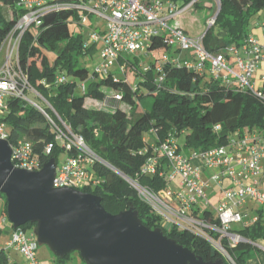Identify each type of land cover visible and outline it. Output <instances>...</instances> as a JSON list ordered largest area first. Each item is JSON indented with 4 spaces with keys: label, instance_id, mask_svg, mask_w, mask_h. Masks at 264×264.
I'll use <instances>...</instances> for the list:
<instances>
[{
    "label": "trees",
    "instance_id": "obj_1",
    "mask_svg": "<svg viewBox=\"0 0 264 264\" xmlns=\"http://www.w3.org/2000/svg\"><path fill=\"white\" fill-rule=\"evenodd\" d=\"M163 1H171L183 7L193 0ZM16 2L0 0V47L23 13L17 8ZM213 2L205 22L217 13L218 7L220 10L214 25L203 32V46L209 53L242 46L245 39L252 35L253 22L260 21L261 17L264 27V0H218L219 6ZM193 6L199 9L204 6V2L196 0ZM77 17L76 11L64 8L47 13L37 30L30 28L23 35L18 49V62L35 93L103 161H93L89 166L92 179L79 190L98 196L102 207L110 214L134 211L144 227L161 231L168 239L188 249L203 262L221 261V264H229L191 231L176 227L163 228L160 218L151 207L115 171L158 193L166 188L167 181L158 175L150 177L140 174L141 167L150 156L149 153H142L150 146L144 134L154 142L163 140L168 134H175L177 140L183 137V144L179 143V146L185 155L203 152L226 144L234 134L264 130V104L250 93L238 92L214 80L208 73L200 75L194 70L171 63L162 65L163 81L159 88L154 83L153 69L145 71L137 68L130 60L133 81H126L114 73L98 79L83 65V58L91 47L86 45L87 38L81 29L71 27ZM149 50L155 52L157 57L172 53L164 36L153 37ZM51 54L53 58L50 60ZM173 54L181 59L188 56V53L180 51ZM149 64L152 67L154 62L150 61ZM60 75L65 77V82H57ZM81 83L85 84L84 93L79 89ZM106 91L120 96V100L107 99ZM24 94L48 113L62 129L58 119L37 95L30 91ZM29 96H33L34 100ZM147 97L153 99L151 109L141 111V102ZM87 99L99 102L109 100V105H112L110 110L89 108L85 104ZM0 121L8 130L9 144L13 146L19 141L30 142L33 154L43 164L50 159L60 164L58 160L61 154L64 158L83 155L77 147L70 150L63 147L56 140V133L45 116L24 99L8 97ZM217 125L220 126L219 131L214 129ZM48 144L53 145L50 154L45 152ZM255 213L259 215L256 223L232 229L245 240L228 249L235 264H247L256 250L254 244L264 243L263 208L257 209ZM3 214L6 215V210ZM208 214L212 220L214 216ZM28 227L35 225L27 223L20 229L24 231ZM71 254L56 258L63 262ZM0 264H15L10 252L4 248H0Z\"/></svg>",
    "mask_w": 264,
    "mask_h": 264
},
{
    "label": "built area",
    "instance_id": "obj_2",
    "mask_svg": "<svg viewBox=\"0 0 264 264\" xmlns=\"http://www.w3.org/2000/svg\"><path fill=\"white\" fill-rule=\"evenodd\" d=\"M214 1L219 6L218 0ZM194 2L196 0L181 7L163 0H17L16 6L23 13L0 47V52H5V60L0 68V118L6 110L8 97L24 99L45 116L56 133V140L63 147L67 150L77 147L83 152V155L67 156L58 164L52 182L53 188L79 190L92 179L89 166L93 161H103L96 157L85 145L83 138L74 135L62 123L53 108L35 93L28 83L27 74L19 66L18 49L23 35L30 28L37 30L42 18L50 11L62 8L76 11L78 17L74 25L81 29L82 33L86 32V45L102 42L101 63L93 72L98 79L112 73L109 66L117 61L120 64L119 75L127 81L126 71L132 66L124 55L134 56L139 52L154 62L153 68L150 64L141 67L145 71L154 70V83L157 88L163 81L162 65L171 63L194 70L200 75L208 73L214 80L233 87L238 92L250 93L264 104V91L257 88L254 81V74L264 63V37L261 40L250 35L240 47H229L219 53H209L203 46L204 34L192 37L182 28L169 24V21L180 18ZM90 16L97 19L92 25L88 24ZM215 18L216 15L206 21L207 28L214 25ZM101 22L106 24L103 35L96 31ZM155 36L166 38L171 55L167 53L157 57L155 52L149 50L151 39ZM175 51L188 53V56L181 59L173 54ZM56 80L58 83L66 81L62 75ZM261 80L264 81V76ZM79 89L84 93L85 84L81 83ZM25 91L34 93L48 106L62 125V129L53 122L48 113L26 97ZM111 99L118 101L120 96L114 95ZM214 129L219 131L220 126L217 125ZM8 136L5 124L0 121V140L8 142ZM153 136L157 139L156 135ZM145 139L150 142V146L142 153H149L150 156L141 167L140 174L164 178L167 181L166 188L155 193L139 184L137 180L115 172L151 207L160 218L163 228L189 230L208 243L229 264H235L228 254V249L245 240L232 231L233 227H245L258 221L259 215L251 213L249 204L264 208V190L260 188V177L264 175V130L234 134L222 146L198 153L190 152L189 155L182 152L175 134H168L163 140H157L158 142L149 137ZM9 146L10 161L14 168L29 172L42 169L44 164L33 154L30 142L19 141ZM52 149L53 145L48 144L45 147L46 154H50ZM176 179L179 181L178 188L173 189L170 184ZM212 185L219 191L218 204L215 207L210 198L216 195L212 191ZM210 189L211 193L207 196L206 190ZM1 203L0 197V209ZM208 213L214 216L212 220L208 218ZM1 225L12 229L11 238L5 243L4 250L15 251L24 258L25 264H41L35 255L37 240L34 233L27 237L20 228L14 229L6 215L1 217Z\"/></svg>",
    "mask_w": 264,
    "mask_h": 264
},
{
    "label": "water",
    "instance_id": "obj_3",
    "mask_svg": "<svg viewBox=\"0 0 264 264\" xmlns=\"http://www.w3.org/2000/svg\"><path fill=\"white\" fill-rule=\"evenodd\" d=\"M10 157L9 143L0 140V194L7 219L14 229L34 224L36 238L57 257L77 252L86 264H221L203 262L161 231L147 229L132 210L110 214L96 195L53 188V159L29 172L14 168Z\"/></svg>",
    "mask_w": 264,
    "mask_h": 264
},
{
    "label": "rangeland",
    "instance_id": "obj_4",
    "mask_svg": "<svg viewBox=\"0 0 264 264\" xmlns=\"http://www.w3.org/2000/svg\"><path fill=\"white\" fill-rule=\"evenodd\" d=\"M201 2H204V6L201 8H196L195 6H191L186 12H184L182 14V16H180V18L176 19V20H171L169 21L170 25H175L177 23H181L182 25H184L187 30H188V34L190 36H199L200 34H203V32L206 30L207 28V24L205 23V19L206 17H208L211 13V10L209 9V5H211V3L214 5L213 0H200ZM209 4V5H207ZM260 15H262V12L260 13ZM261 17V21H262ZM97 21V19L95 18V16H90L88 19V24L92 25ZM257 21L259 24L261 21L259 20H255ZM71 27L74 29L75 25L72 24ZM106 30V24L105 22H101L99 24L98 29H96L97 32H100L101 35H103L104 31ZM85 37L87 38L88 41V36L86 34L85 31H83ZM93 44H89L88 46L91 47V49L88 51L87 55L84 56L83 58V65L89 69L90 73H93L95 68L98 67L101 63V58H100V51L102 48V42H98L96 44H94V46H92ZM4 52L0 54V68L4 63L5 57H4ZM184 56V55H183ZM125 58H127L128 60H130L133 64H135L137 66V68L142 69L141 65L145 66L148 65L150 60L148 58H146L144 55L140 54L139 52H137L134 56H127L124 55ZM182 57V56H181ZM50 60L53 58V55H49ZM119 68H120V64L116 61L114 62L112 65L109 66V69L112 73L116 74L117 76L119 75ZM131 67L127 68V79L130 81H133V70H131ZM262 71V72H261ZM264 75V65L260 68L257 69V72L254 74V80H256L257 82V88L262 89L263 88V83L260 80V76ZM122 76V75H119ZM209 77V76H208ZM106 98L107 99H111L114 94L112 92H105ZM31 99L34 100L33 96H29ZM153 99L151 97H147L144 98L141 102L140 105V110L141 111H149L151 109V105H152ZM89 103V104H88ZM109 100H105L102 102L93 100V99H88L86 105L89 108H96V109H102V110H110L109 107L112 105H109ZM145 138H148V136H146L144 134ZM178 143L183 144V137L178 138ZM64 158V155L61 154L59 156V160L58 163ZM262 179V182L260 183V188L262 190H264V175H261L260 180ZM178 179L174 180L171 182L170 187L173 189L178 188ZM212 191H214L216 193L215 197L211 198V202L213 204V206H217L218 204V194L219 191L218 189L215 187V185H212ZM211 193V189L210 190H206V194L207 196H209ZM1 197V217L4 216L3 212L4 210H6V198L4 195L0 194ZM255 205V204H254ZM256 207L259 208L258 205H255ZM264 209V208H263ZM35 230V227H28L25 228L24 232L26 234L27 237H30L33 232ZM2 239H0V244H2V242H4L5 238H9L8 240H10L11 235H9V237L5 234H2ZM37 237V235H36ZM37 240V249L35 251V255H36V259L41 263V264H86L84 262V260L80 257V255L77 252H72V254L70 255L69 258L64 259L63 262H60L55 255V252L53 250V248L45 242L40 241L38 238H36ZM1 246V245H0ZM11 253V251H10ZM12 255V254H11ZM19 255V254H18ZM19 260H23L22 256L19 257ZM20 261V262H21ZM59 261V262H58ZM25 264V262L23 263Z\"/></svg>",
    "mask_w": 264,
    "mask_h": 264
},
{
    "label": "crops",
    "instance_id": "obj_5",
    "mask_svg": "<svg viewBox=\"0 0 264 264\" xmlns=\"http://www.w3.org/2000/svg\"><path fill=\"white\" fill-rule=\"evenodd\" d=\"M207 5H209V4H207ZM210 6V5H209ZM261 21V20H260ZM206 23V22H205ZM175 26H178V27H180V28H182L183 30H184V32L187 34V35H189L188 34V30H187V28L184 26V25H182L181 23H177V24H175ZM251 34L253 35V36H255V37H257V38H259V39H263V37H264V31H263V26H262V22H260V24L257 22V21H254L253 22V27H252V30H251ZM192 37H194V36H192ZM196 37V36H195ZM4 51H1L0 52V54L1 53H3ZM4 54H5V52H4ZM4 57H5V55H4ZM264 65V63H262L259 67L261 68L262 66ZM2 67V66H1ZM262 72V71H261ZM262 76H264V75H261L260 76V80L259 81H261L262 83H263V81L261 80V77ZM255 82H256V80H254ZM256 84H257V82H256ZM87 101H88V99L86 100V102H85V104L87 103ZM89 104V103H88ZM63 160V159H62ZM61 160V161H62ZM60 161V162H61ZM57 166H58V164H56V168H55V171H56V169H57ZM261 182H262V179H261ZM248 209H250L251 210V213H255V211H257V209H259L258 207H256L254 204H249L248 205ZM263 211H264V209H263ZM34 233V232H33ZM2 234H5V235H7L8 237H9V235H11L12 234V229H11V227H9V226H4V225H1L0 226V239H2ZM35 234V233H34ZM35 237H36V235H35ZM8 239L9 238H5V240H4V242H2V244H0L1 246H0V248H3L4 247V245H5V243L8 241ZM254 246H256V250L253 252V254H252V257L249 259V261L247 262V264H264V243H262V242H259V243H257V244H255ZM10 252V251H9ZM10 254H12L11 256L13 257V259H14V261H15V264H23L25 261H24V258L22 257V261L21 260H19V257H21V255H18L15 251H11V253ZM21 261V262H20Z\"/></svg>",
    "mask_w": 264,
    "mask_h": 264
}]
</instances>
